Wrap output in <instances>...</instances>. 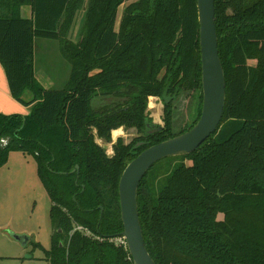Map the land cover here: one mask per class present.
Here are the masks:
<instances>
[{"label":"trees","instance_id":"1","mask_svg":"<svg viewBox=\"0 0 264 264\" xmlns=\"http://www.w3.org/2000/svg\"><path fill=\"white\" fill-rule=\"evenodd\" d=\"M27 3L30 17L21 14ZM83 3L0 0V61L14 98L33 105L29 115L0 113V166L13 151L35 159L52 201L50 264H135L120 240L119 182L139 153L201 115L198 0H91L86 33L74 42L66 32ZM215 4L227 84L221 125L195 151L170 156L173 168L148 171L138 189L156 264H264V0ZM37 38L58 40L71 64L61 89L36 80ZM181 90L200 95L193 123L174 132ZM151 96L163 101L164 126L148 112ZM121 126L139 136L119 138L110 155L98 139L112 141Z\"/></svg>","mask_w":264,"mask_h":264},{"label":"rangeland","instance_id":"2","mask_svg":"<svg viewBox=\"0 0 264 264\" xmlns=\"http://www.w3.org/2000/svg\"><path fill=\"white\" fill-rule=\"evenodd\" d=\"M90 1L84 0L66 32V37L74 42L80 41L86 33ZM123 8L124 6L119 10L117 28L122 19ZM249 63L255 65L257 60L250 59ZM35 65L39 80L48 89L63 88L72 68L61 52L60 42L47 38L36 40ZM199 95V90H181L178 93L173 101L174 132L188 128L193 123V109ZM148 112L156 124L165 125L164 104L160 97L149 98ZM138 136L136 128L121 126L112 131V141L98 139V142L105 145L108 154L112 155L113 146L119 138L129 143ZM169 163L170 168H173L175 161L171 157L161 159L149 169L148 174L156 169H165ZM51 207L52 201L40 179L35 159L20 151L11 152L7 163L0 166V264H50L46 258L52 246L54 231ZM219 218H223V214ZM10 232L27 234L31 240L28 245H23Z\"/></svg>","mask_w":264,"mask_h":264},{"label":"water","instance_id":"3","mask_svg":"<svg viewBox=\"0 0 264 264\" xmlns=\"http://www.w3.org/2000/svg\"><path fill=\"white\" fill-rule=\"evenodd\" d=\"M198 14L203 94L201 115L185 132L144 149L127 164L120 178L119 197L124 225L121 236L135 264H156L146 247L138 209V189L142 179L161 159L195 151L219 129L224 116L227 84L219 54L215 0H198ZM10 233L23 245L29 244L27 234Z\"/></svg>","mask_w":264,"mask_h":264},{"label":"crops","instance_id":"4","mask_svg":"<svg viewBox=\"0 0 264 264\" xmlns=\"http://www.w3.org/2000/svg\"><path fill=\"white\" fill-rule=\"evenodd\" d=\"M21 14L24 17H30L32 14L31 13V5L28 3L22 4ZM37 39H35V48H36V40ZM34 66H35L36 80L42 84V82L39 80L37 73H36L35 58H34ZM24 97L26 99H30L32 97V92L30 90H27L24 94ZM32 107H33V105H29V106L24 105L23 103L16 100V98H14V96L12 95L11 89H10L9 80H8L5 68L3 67V65L0 61V113L29 115L32 111ZM193 111H194V109H193Z\"/></svg>","mask_w":264,"mask_h":264},{"label":"built area","instance_id":"5","mask_svg":"<svg viewBox=\"0 0 264 264\" xmlns=\"http://www.w3.org/2000/svg\"><path fill=\"white\" fill-rule=\"evenodd\" d=\"M76 229H79V230H83V231H85L86 233H88V234H90V231L88 230V229H86V228H84L83 226H81V225H78L77 227H75ZM120 240H122L125 244H126V241H125V239L122 237V239H120Z\"/></svg>","mask_w":264,"mask_h":264}]
</instances>
